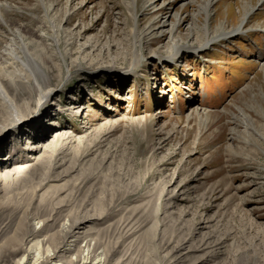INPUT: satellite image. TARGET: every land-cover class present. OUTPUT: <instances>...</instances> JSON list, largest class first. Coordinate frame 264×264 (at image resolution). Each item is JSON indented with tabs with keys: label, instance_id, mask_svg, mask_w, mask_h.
Masks as SVG:
<instances>
[{
	"label": "rangeland",
	"instance_id": "374dc122",
	"mask_svg": "<svg viewBox=\"0 0 264 264\" xmlns=\"http://www.w3.org/2000/svg\"><path fill=\"white\" fill-rule=\"evenodd\" d=\"M205 2L0 0V249L21 225L62 242L47 264H264V0Z\"/></svg>",
	"mask_w": 264,
	"mask_h": 264
},
{
	"label": "bare ground",
	"instance_id": "6f19581e",
	"mask_svg": "<svg viewBox=\"0 0 264 264\" xmlns=\"http://www.w3.org/2000/svg\"><path fill=\"white\" fill-rule=\"evenodd\" d=\"M215 1L216 0H206L203 8L205 10L206 9L208 10V8L210 6H212ZM178 20L179 21L176 23L177 28L181 25V23H180L181 19L178 18ZM242 23H244V20L242 21ZM164 25H165L164 22H162L160 27H162ZM242 29L243 28L238 27L235 31H233L231 33L230 32H221L216 36L206 37L205 41L201 45H198V46L190 47V45H188V46L180 45L177 47V50H180V49L185 50L186 47H188V50H193V51H197L199 49H206V48L210 47L209 44H214V43L218 42V40L221 41L223 39H228V37H230L232 35H236L238 33H241ZM24 30L25 29L23 27H18L16 30V33L23 32ZM9 51H10V53L12 52L11 49ZM10 53H6L5 57L7 58L8 55L10 56ZM23 53H24V58L23 59L21 58L23 60L21 62L22 63L21 65L25 66L24 68H25V71L27 72V78L29 79L28 82L30 83L31 89L35 95V98H34L35 110L33 111V113L37 112V111L39 112V111H41V108H43L45 103L53 97V90L54 89H51V87H50L52 84V82H51L52 77L49 75L48 71H45L44 67L40 63L41 61L36 59L34 57V55H32L29 52L27 47L24 48ZM177 53H178L177 51L174 52L170 57L177 55ZM0 95L3 98L6 97V93L3 90L1 84H0ZM10 106H11V112H12L11 113L12 123L9 124L7 127H4L3 129H1L2 130L1 134L5 133L6 130H9L10 128H12L14 130L21 128V125H23L27 122V118L25 117V113H27L29 115L31 112V111L30 112L28 111V106L25 108L24 111H22V109H20V108L12 106V104H10ZM52 124H53V126L56 125L54 121H53V123H50V125H52ZM35 147H37V146H33V143H31L30 145L26 146L24 149H27V148L35 149ZM11 157L12 156H9L7 158L10 159ZM6 177H7V174L6 173L3 174L2 171H0V182L2 181V179H5ZM44 208H48V207L45 206ZM12 218H13V215L10 213L8 215V219H12ZM84 220H85L84 218L75 220V222L71 225V227L67 226L68 228L62 227V229L60 230L61 233L59 235L64 239V242H66L69 235H72V229L75 228L77 225H81ZM64 225H66V224H64ZM27 226H29V223L27 224ZM18 229L21 230L20 233L25 234V238L23 240L22 245L19 246L14 241L5 243L3 245V247L0 249V260L7 253L15 251V250L11 249V245H17L19 247L16 249V251H19V252L24 251L25 254L22 257H20L19 259H17L14 262V264H47V262L50 261V259L53 260L52 256L56 255L57 252L59 251V249L61 248L60 245L62 244V242L54 241L53 239L48 238L47 236H45L43 239H39L41 236H40L39 232L38 233L36 232L35 227L30 228V232L33 235H35V239H37V240L35 241V243H33L32 245L27 247L28 237L26 236V234L29 232V230H25V232H24V230H23L24 228L21 225L18 226ZM70 244L71 243H68L66 246L68 247ZM35 248H36V250L34 251ZM89 254H90L89 248L87 250H83L80 257H79V261L85 260V259L88 260ZM31 257H32V259H31ZM29 260H31V261H29ZM70 262L74 263V261H72V260Z\"/></svg>",
	"mask_w": 264,
	"mask_h": 264
}]
</instances>
